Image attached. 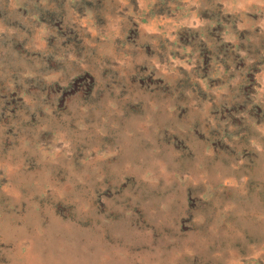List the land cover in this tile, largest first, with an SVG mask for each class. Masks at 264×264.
Segmentation results:
<instances>
[{
  "label": "rangeland",
  "instance_id": "374dc122",
  "mask_svg": "<svg viewBox=\"0 0 264 264\" xmlns=\"http://www.w3.org/2000/svg\"><path fill=\"white\" fill-rule=\"evenodd\" d=\"M0 264H264V0H0Z\"/></svg>",
  "mask_w": 264,
  "mask_h": 264
}]
</instances>
